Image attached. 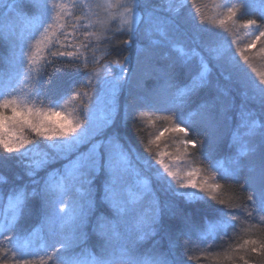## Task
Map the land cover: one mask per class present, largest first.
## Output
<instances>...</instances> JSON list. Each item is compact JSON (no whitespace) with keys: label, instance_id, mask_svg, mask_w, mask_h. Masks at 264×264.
Returning <instances> with one entry per match:
<instances>
[{"label":"snow or ice","instance_id":"snow-or-ice-1","mask_svg":"<svg viewBox=\"0 0 264 264\" xmlns=\"http://www.w3.org/2000/svg\"><path fill=\"white\" fill-rule=\"evenodd\" d=\"M189 3L118 0L117 13L101 20L83 0L72 7L88 13L44 0L32 5L35 16L25 0H0V40L22 69L0 85V167L14 160L18 168L0 172V264H185L181 249L191 259L229 232L220 247L234 264H264V239L241 235L264 224V76L251 79L231 52L236 41L225 47L206 34L203 20L194 17L192 30L182 31ZM250 7L229 0L219 26L229 32ZM97 23L104 25L101 55ZM240 26L249 30L239 52L247 63V49L264 38V14ZM65 74L74 82L53 88ZM147 80L155 82L150 89ZM146 115L171 127L145 141ZM167 132L182 133L181 156L199 155L201 164L210 159L209 142L225 145L229 167L223 174L209 167L233 182L239 203L216 193L219 182L192 180L200 168L181 179L159 150ZM197 203L206 204L200 221L182 207ZM29 219L37 222L25 227Z\"/></svg>","mask_w":264,"mask_h":264},{"label":"trees","instance_id":"trees-1","mask_svg":"<svg viewBox=\"0 0 264 264\" xmlns=\"http://www.w3.org/2000/svg\"><path fill=\"white\" fill-rule=\"evenodd\" d=\"M229 2V0H227ZM44 0H31V3H28V0H25V7L28 11L35 16L37 11L35 8L32 7L33 4H42ZM212 2V3H211ZM235 2V0H232ZM193 7H186L183 11L182 21L183 30L191 31L192 30V22L193 18L195 17L197 22L199 20H203V27L207 30L206 34H215L213 38H220L223 41H226L225 47L228 44H231V41L234 39L236 41L235 44H231V52L236 55V59L239 61L240 66L248 73L249 77L253 79L255 82H259L260 78L264 76V38L261 41H257L255 47L247 49L246 55L249 57V61L246 63L243 58L239 55L240 50L244 49V46L249 40V36H245L246 29L242 28L240 24L243 23L244 20L249 18H256L259 19L262 14H264V5L260 3V0H248V3L251 5L250 9L248 10V14L244 15L240 22L233 25L231 22L227 25L230 29L229 32H226L223 28L219 26V24L212 18V12L214 1L213 0H195ZM199 9V15L196 16V9ZM77 10V11H76ZM75 12L80 13L79 9L77 8ZM213 11V10H212ZM241 14L238 12L237 17L239 18ZM4 20L0 17V32L6 31L4 27ZM18 30V28L16 29ZM239 46V47H238ZM100 48L104 49V46H100ZM105 50V49H104ZM110 51V49H109ZM130 55L134 57L135 54L130 53ZM258 63H261L259 66ZM18 71H22V69H17L12 61V54L8 44L2 40H0V85L3 84L5 80L9 77H15ZM75 80H79V77H75ZM73 76L72 74H65L63 76H58L56 80L53 81V88L57 87L58 83H62L65 88L71 83H73ZM153 80H147L145 82L146 88H152L154 85ZM151 119V122H149ZM143 124V128L140 131V134L144 136L145 141L148 139H154L155 135H158L160 131H163L165 127H171L170 121L164 120H157L155 116H145V118L141 121ZM203 135V132L199 133ZM127 135L140 147L139 141L136 138V129H134L131 125H129L127 129ZM182 133H172L167 132L161 138L159 142V150L166 149L169 152V147H174L173 151L175 153L179 152L180 149L179 139L182 137ZM157 146L154 145L153 148L155 149ZM143 150V149H141ZM194 150L189 148V153H192ZM208 153H210L209 161H206L204 164L200 163L199 155L191 156H183L185 164L187 163L189 168H200L202 172L207 173L209 179V185L219 182L221 187L216 190V193L222 195V197L226 200H230L231 202L238 204L239 203V193L235 190V186L232 181H224L220 179L219 175H213L209 164L212 166L217 167V171L220 174H223L224 169L229 167V150L225 145L213 146L211 142H209ZM18 171L17 165L14 160H7L5 165L0 167V172H4L6 174H11L13 172ZM206 203H213L212 201L208 200ZM216 207H220L219 205H215ZM142 208L147 207V202H145ZM185 211L190 214L194 220L200 221L203 216L206 215L204 209L206 204H187L183 205ZM104 211L103 207L100 206L97 212V215L100 212ZM35 219H29L25 223V227H30L36 224ZM242 238H252L256 240L264 239V224L255 223L254 226L249 229L248 233H242ZM232 236V233L229 232L223 238H218L216 240V244L212 250H209L207 253L203 252H195L192 254V258L189 259L187 255H184L183 249L180 250V254L182 259H184L185 264H234L232 259H229L231 253H227L224 251L221 245H226L229 241V238ZM242 242V239H241ZM95 240L93 239L90 241V247H94ZM151 244H147L141 249L143 254H149L151 249ZM6 249H0V256L4 255ZM251 259L259 260V257H255L254 255L250 257ZM9 264H11V258L9 260ZM235 264H243L238 258L235 259Z\"/></svg>","mask_w":264,"mask_h":264},{"label":"rangeland","instance_id":"rangeland-1","mask_svg":"<svg viewBox=\"0 0 264 264\" xmlns=\"http://www.w3.org/2000/svg\"><path fill=\"white\" fill-rule=\"evenodd\" d=\"M213 1H214V5H213V9H212L213 11L211 10L212 18L214 20H216V22L218 23L217 17H219L222 14V12L224 11L223 5L225 3H228V1L227 0H213ZM63 3L65 5V12H67V13L75 12V10L77 9V8L72 7L73 0H63ZM83 3L92 5V10L99 13L101 20H103L108 13L115 14L118 11V0H83ZM96 4H100L101 7L99 9H97L95 7ZM109 5L111 7H109ZM194 5H196V4L195 3H189L187 7L191 8ZM78 9L80 11V14H85V13L89 12V9H87V8H84L83 12H81L80 8H78ZM93 19L95 20L96 17L94 16ZM103 28H104L103 24H100V23L96 24V33L101 36V41H100L101 46L103 44V35H104ZM248 31L249 30L246 29L245 36H247V37H248ZM81 39H83V37H81ZM93 39H95V37H93ZM104 51H105L104 49L100 48V50L97 52V55H101ZM258 65L260 66L261 63H258ZM53 119H56V117H53ZM169 148H170L169 152H167L166 149L161 150V151L167 153V155L164 157L165 161L167 163H169L170 165H173L178 170V175L180 176L181 179L187 180L188 177H187L186 173H187V171H189L191 169L189 168L187 163L185 164L183 156H181V154H180V151L175 153L173 151V149H175L174 147H169ZM191 179L194 181H198V182L207 181V183L209 184V179H208L207 173H204L202 171H200L197 175L191 177Z\"/></svg>","mask_w":264,"mask_h":264}]
</instances>
